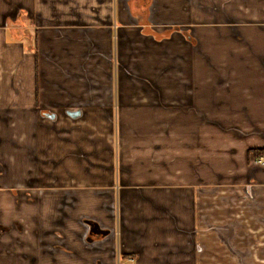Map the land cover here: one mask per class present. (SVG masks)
Wrapping results in <instances>:
<instances>
[{"label": "crops", "instance_id": "obj_1", "mask_svg": "<svg viewBox=\"0 0 264 264\" xmlns=\"http://www.w3.org/2000/svg\"><path fill=\"white\" fill-rule=\"evenodd\" d=\"M262 150L264 0H0V264H264L204 223L232 192L264 233Z\"/></svg>", "mask_w": 264, "mask_h": 264}, {"label": "rangeland", "instance_id": "obj_2", "mask_svg": "<svg viewBox=\"0 0 264 264\" xmlns=\"http://www.w3.org/2000/svg\"><path fill=\"white\" fill-rule=\"evenodd\" d=\"M129 126L130 125L128 123H125L123 132L126 138L130 139L134 146H142L139 147L140 151L134 147V155L136 157L133 156L135 158L133 159L134 162L129 163H132L136 166L146 164L147 167L149 165L151 168L156 170L153 157L154 155L156 156V161L158 156L155 153L154 148L156 144H164L163 135L158 133L159 136L156 135L157 137L154 139V136L148 134V130H144L141 134H136L135 130L128 128ZM131 157L132 156L130 155L129 158ZM160 157H163L162 154ZM144 175V177L149 175L147 170L144 172ZM234 196L235 194L232 192H219L217 195L214 194V196H206L205 199L207 202H209L208 206L211 209L206 211L207 216L205 217L204 223L206 225L210 223V220L216 222V224L214 223L213 226V232H209L205 239H212V237L214 239V237L216 238L218 234L220 235V246L217 247V250L220 251L218 252V255L220 256V262H228L231 257V253L233 252L232 250L241 251V248L235 247V249L232 246L228 248V243L232 244L236 240V245L238 244V246L242 247L243 242L245 245V243L252 244L257 243L260 240H264V233L260 232V230H257V228L261 225V222L258 221L259 219H256L254 216V209H256L257 205L260 203L258 198H251L249 195L245 197L242 194H237L240 199H238L237 196ZM234 198H237V200ZM232 203L235 204V207L231 206ZM218 226L221 227L220 231L216 230ZM232 228L234 231H232ZM255 250L257 249L255 248Z\"/></svg>", "mask_w": 264, "mask_h": 264}, {"label": "built area", "instance_id": "obj_3", "mask_svg": "<svg viewBox=\"0 0 264 264\" xmlns=\"http://www.w3.org/2000/svg\"><path fill=\"white\" fill-rule=\"evenodd\" d=\"M261 162L264 165V156L261 158Z\"/></svg>", "mask_w": 264, "mask_h": 264}, {"label": "trees", "instance_id": "obj_4", "mask_svg": "<svg viewBox=\"0 0 264 264\" xmlns=\"http://www.w3.org/2000/svg\"><path fill=\"white\" fill-rule=\"evenodd\" d=\"M261 154H263V155H264V150H262Z\"/></svg>", "mask_w": 264, "mask_h": 264}, {"label": "water", "instance_id": "obj_5", "mask_svg": "<svg viewBox=\"0 0 264 264\" xmlns=\"http://www.w3.org/2000/svg\"><path fill=\"white\" fill-rule=\"evenodd\" d=\"M73 114H75V115H76V114H78V112H77V113H73Z\"/></svg>", "mask_w": 264, "mask_h": 264}]
</instances>
